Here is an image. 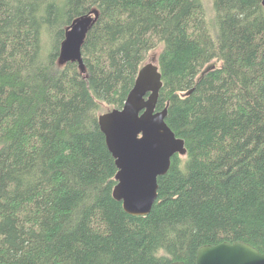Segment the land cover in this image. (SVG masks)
I'll return each mask as SVG.
<instances>
[{"label": "trees", "instance_id": "obj_1", "mask_svg": "<svg viewBox=\"0 0 264 264\" xmlns=\"http://www.w3.org/2000/svg\"><path fill=\"white\" fill-rule=\"evenodd\" d=\"M263 0H0V264H197L204 246L264 254ZM99 19L78 64L72 22ZM159 50L158 111L186 143L148 216L113 196L99 125Z\"/></svg>", "mask_w": 264, "mask_h": 264}, {"label": "water", "instance_id": "obj_2", "mask_svg": "<svg viewBox=\"0 0 264 264\" xmlns=\"http://www.w3.org/2000/svg\"><path fill=\"white\" fill-rule=\"evenodd\" d=\"M262 3L264 7V0ZM98 19L99 12L94 10L66 29L58 59L60 67L74 63L82 74L86 73L82 49ZM162 87L159 66L148 64L140 70L123 108L99 116L118 169L113 196L131 216L151 213L158 199L159 178L169 172L176 155H187L185 141L167 123L168 108L158 111ZM197 264H264V254L245 242H224L200 248Z\"/></svg>", "mask_w": 264, "mask_h": 264}, {"label": "rangeland", "instance_id": "obj_3", "mask_svg": "<svg viewBox=\"0 0 264 264\" xmlns=\"http://www.w3.org/2000/svg\"><path fill=\"white\" fill-rule=\"evenodd\" d=\"M203 2H204L206 14H207L208 23L210 25H213V22L215 19L214 0H203ZM160 51H161V49H159V50L157 49V50L151 52L148 55V58H147L146 62L144 63V66H146L148 64L158 65V57H159ZM101 108H102L101 115L106 114V113L114 110L112 106H109L107 104H102Z\"/></svg>", "mask_w": 264, "mask_h": 264}]
</instances>
